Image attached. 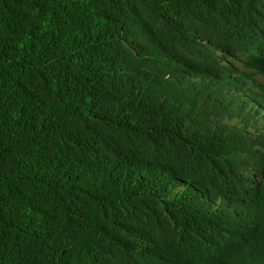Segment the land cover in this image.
Segmentation results:
<instances>
[{
  "label": "trees",
  "instance_id": "1",
  "mask_svg": "<svg viewBox=\"0 0 264 264\" xmlns=\"http://www.w3.org/2000/svg\"><path fill=\"white\" fill-rule=\"evenodd\" d=\"M0 264H264V0H0Z\"/></svg>",
  "mask_w": 264,
  "mask_h": 264
}]
</instances>
